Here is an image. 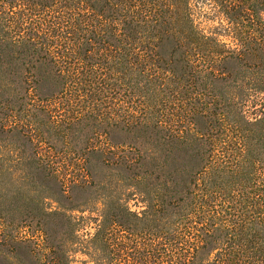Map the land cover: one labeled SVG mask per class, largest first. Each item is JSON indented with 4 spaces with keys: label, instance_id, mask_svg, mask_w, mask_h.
I'll return each instance as SVG.
<instances>
[{
    "label": "trees",
    "instance_id": "obj_1",
    "mask_svg": "<svg viewBox=\"0 0 264 264\" xmlns=\"http://www.w3.org/2000/svg\"><path fill=\"white\" fill-rule=\"evenodd\" d=\"M200 1L218 8L230 42L196 26L190 0H0V112L11 111V102L28 94L26 62L50 66L60 80L45 109L58 107L60 97L106 96L119 87L144 93L139 107L145 122L170 130L169 140L161 136L147 148L149 158L168 166L182 146L193 150L195 166L186 182L180 178L191 195L187 204L166 211L147 198L141 216L128 210L144 222L158 218L157 264H264V98L256 99L264 96V0ZM110 8L114 15L105 13ZM166 25L185 48L191 70L186 85L155 66L153 39ZM85 44L92 49H82ZM227 60L242 68L230 70ZM182 91L204 116L217 118L218 135L200 128L191 108L183 116L165 111L176 108L173 100ZM249 105L259 106L260 114L249 118ZM136 111L124 102L122 119L129 121ZM162 189L167 186L154 188L159 197ZM188 206L189 216L183 213ZM197 218L206 236L219 243L212 260L210 254L195 258L204 248L196 238Z\"/></svg>",
    "mask_w": 264,
    "mask_h": 264
},
{
    "label": "rangeland",
    "instance_id": "obj_2",
    "mask_svg": "<svg viewBox=\"0 0 264 264\" xmlns=\"http://www.w3.org/2000/svg\"><path fill=\"white\" fill-rule=\"evenodd\" d=\"M190 3L198 28L212 30L230 42L220 25L225 23L223 15L215 5L200 0ZM105 13L114 15L111 8ZM155 34V66L160 72H174L180 84L186 85L191 70L185 48L169 25ZM82 49H92V45ZM26 64L28 94L22 100L12 99L11 111L0 112V264H157L158 218L144 222L128 210L141 216L147 198L148 204L166 211L187 204L191 195L180 178L186 182L190 168H195L193 150L180 146L171 154L176 161H169L168 166L149 158L147 148L161 136L169 140L170 130L155 123L148 126L139 107L146 101L145 94L131 95L124 87L106 96L60 97L58 107L43 108L53 102L60 80L56 82L50 66ZM226 66L242 68L233 60H227ZM190 95L180 92L173 100L176 108L167 106L165 111L183 116L191 108L198 126L218 135L217 118L204 116L206 111ZM260 98L264 96L256 97ZM124 102L137 110L126 122L122 119ZM89 104L96 105L91 115ZM249 106V118L260 114L259 106ZM77 116L82 118L76 120ZM170 126L168 122L166 127ZM159 184L167 186L160 197L154 191ZM192 208H184L183 213L189 216ZM193 220L198 227L196 238H202L204 245L195 258L210 254L214 259L217 239L206 236L200 219Z\"/></svg>",
    "mask_w": 264,
    "mask_h": 264
}]
</instances>
